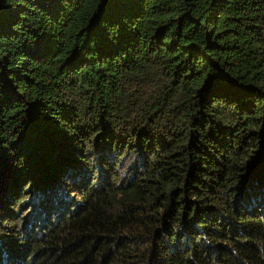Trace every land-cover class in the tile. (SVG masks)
<instances>
[{"label":"trees","instance_id":"trees-1","mask_svg":"<svg viewBox=\"0 0 264 264\" xmlns=\"http://www.w3.org/2000/svg\"><path fill=\"white\" fill-rule=\"evenodd\" d=\"M0 264H264V0H0Z\"/></svg>","mask_w":264,"mask_h":264},{"label":"rangeland","instance_id":"rangeland-1","mask_svg":"<svg viewBox=\"0 0 264 264\" xmlns=\"http://www.w3.org/2000/svg\"><path fill=\"white\" fill-rule=\"evenodd\" d=\"M27 192H29V190ZM26 200H28V199H26Z\"/></svg>","mask_w":264,"mask_h":264}]
</instances>
